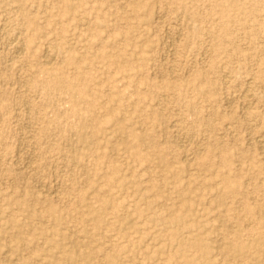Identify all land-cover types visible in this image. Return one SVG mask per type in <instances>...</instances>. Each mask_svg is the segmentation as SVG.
Listing matches in <instances>:
<instances>
[{
  "label": "rangeland",
  "instance_id": "374dc122",
  "mask_svg": "<svg viewBox=\"0 0 264 264\" xmlns=\"http://www.w3.org/2000/svg\"><path fill=\"white\" fill-rule=\"evenodd\" d=\"M0 264H264V0H0Z\"/></svg>",
  "mask_w": 264,
  "mask_h": 264
},
{
  "label": "bare ground",
  "instance_id": "6f19581e",
  "mask_svg": "<svg viewBox=\"0 0 264 264\" xmlns=\"http://www.w3.org/2000/svg\"><path fill=\"white\" fill-rule=\"evenodd\" d=\"M21 50H22V49H21ZM46 55H47V54H46ZM44 57H45V56H44ZM247 83H248V82H247ZM247 90H248V89H247ZM247 90H246V91H247Z\"/></svg>",
  "mask_w": 264,
  "mask_h": 264
}]
</instances>
